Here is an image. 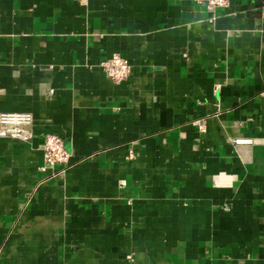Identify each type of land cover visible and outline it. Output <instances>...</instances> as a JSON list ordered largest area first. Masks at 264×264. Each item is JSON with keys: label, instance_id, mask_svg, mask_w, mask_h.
I'll return each mask as SVG.
<instances>
[{"label": "crops", "instance_id": "crops-1", "mask_svg": "<svg viewBox=\"0 0 264 264\" xmlns=\"http://www.w3.org/2000/svg\"><path fill=\"white\" fill-rule=\"evenodd\" d=\"M1 112L0 264H264V0H0Z\"/></svg>", "mask_w": 264, "mask_h": 264}, {"label": "built area", "instance_id": "built-area-1", "mask_svg": "<svg viewBox=\"0 0 264 264\" xmlns=\"http://www.w3.org/2000/svg\"><path fill=\"white\" fill-rule=\"evenodd\" d=\"M205 5L210 10L225 7L230 0H194ZM111 80L120 83L131 74L129 60L118 53H114L102 63ZM33 116L29 112H1L0 113V137H10L28 142L32 139ZM200 130H205L204 119L198 120ZM234 144H251L250 138L236 137L232 139ZM132 159L133 155L130 154ZM70 165V153L64 146V140L56 134H46L43 143V160L40 170L44 174V180L56 178L66 172Z\"/></svg>", "mask_w": 264, "mask_h": 264}]
</instances>
